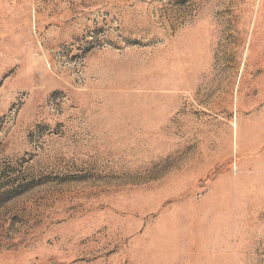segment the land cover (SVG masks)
<instances>
[{
	"label": "rangeland",
	"instance_id": "rangeland-1",
	"mask_svg": "<svg viewBox=\"0 0 264 264\" xmlns=\"http://www.w3.org/2000/svg\"><path fill=\"white\" fill-rule=\"evenodd\" d=\"M0 264H264V0H0Z\"/></svg>",
	"mask_w": 264,
	"mask_h": 264
}]
</instances>
